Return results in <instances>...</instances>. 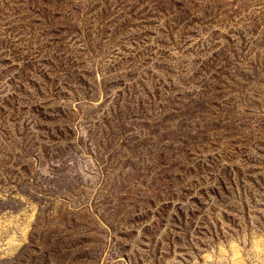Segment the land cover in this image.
<instances>
[{
  "label": "rangeland",
  "instance_id": "374dc122",
  "mask_svg": "<svg viewBox=\"0 0 264 264\" xmlns=\"http://www.w3.org/2000/svg\"><path fill=\"white\" fill-rule=\"evenodd\" d=\"M0 264H264V0H0Z\"/></svg>",
  "mask_w": 264,
  "mask_h": 264
}]
</instances>
